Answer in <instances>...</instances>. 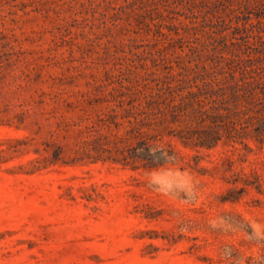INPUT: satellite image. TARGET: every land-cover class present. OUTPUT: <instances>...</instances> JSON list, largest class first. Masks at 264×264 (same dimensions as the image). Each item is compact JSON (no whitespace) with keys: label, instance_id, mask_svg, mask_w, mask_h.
Returning <instances> with one entry per match:
<instances>
[{"label":"rangeland","instance_id":"374dc122","mask_svg":"<svg viewBox=\"0 0 264 264\" xmlns=\"http://www.w3.org/2000/svg\"><path fill=\"white\" fill-rule=\"evenodd\" d=\"M252 222L264 0H0V264H264Z\"/></svg>","mask_w":264,"mask_h":264},{"label":"clouds","instance_id":"9594fccd","mask_svg":"<svg viewBox=\"0 0 264 264\" xmlns=\"http://www.w3.org/2000/svg\"><path fill=\"white\" fill-rule=\"evenodd\" d=\"M140 151H143V149H140ZM148 155L153 158L155 163L161 165V167L151 169L145 173L149 187L166 196L173 195L176 189L190 190L191 177L180 169L175 154L170 153L164 144L153 143L148 145ZM215 226V224L212 225V227ZM249 227L251 229L249 239L264 241V225L252 222Z\"/></svg>","mask_w":264,"mask_h":264}]
</instances>
